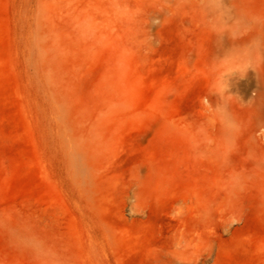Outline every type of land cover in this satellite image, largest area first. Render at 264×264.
Returning <instances> with one entry per match:
<instances>
[{
  "label": "rangeland",
  "instance_id": "rangeland-1",
  "mask_svg": "<svg viewBox=\"0 0 264 264\" xmlns=\"http://www.w3.org/2000/svg\"><path fill=\"white\" fill-rule=\"evenodd\" d=\"M0 264H264V0H0Z\"/></svg>",
  "mask_w": 264,
  "mask_h": 264
},
{
  "label": "bare ground",
  "instance_id": "bare-ground-1",
  "mask_svg": "<svg viewBox=\"0 0 264 264\" xmlns=\"http://www.w3.org/2000/svg\"><path fill=\"white\" fill-rule=\"evenodd\" d=\"M34 26L30 27L25 38L28 61L31 65H34L37 56L43 53V47L40 37L41 34L36 29L37 26L36 27ZM71 150L68 151L69 171L71 174V180L74 183V185L81 188L84 183V174H85L84 167L79 160L78 153L76 151L73 150L71 151Z\"/></svg>",
  "mask_w": 264,
  "mask_h": 264
}]
</instances>
